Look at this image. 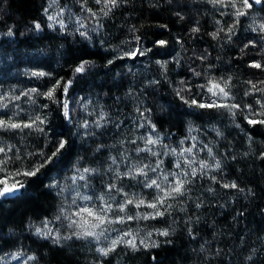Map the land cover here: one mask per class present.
I'll return each instance as SVG.
<instances>
[{
    "label": "snow or ice",
    "instance_id": "snow-or-ice-1",
    "mask_svg": "<svg viewBox=\"0 0 264 264\" xmlns=\"http://www.w3.org/2000/svg\"><path fill=\"white\" fill-rule=\"evenodd\" d=\"M161 12L182 29L173 38L178 52L155 33L149 41L152 28L169 29ZM6 15L0 8V58L10 61L9 69L17 57L8 49L18 37L47 34L64 43L35 50L46 59L23 75L38 86L5 89L0 78V264H51L53 254L75 256L81 246L87 264H112L121 254L162 264L156 250L175 247L178 234L197 245L189 249L194 264H264V223L245 235L209 216L231 208L220 215L231 214L236 226L255 204L264 221L257 204L264 202V186L242 182L244 169L235 167L243 164L253 175L259 168L264 180V0H43L30 19L9 24ZM117 21L124 37L118 44L106 32ZM89 45L103 50L99 60L109 70L133 61L114 75L120 95L111 87L103 99L70 93L78 75L97 66ZM61 60L72 78L51 67L56 61L62 69ZM160 91L193 118L181 120L179 139L161 131L173 114L170 103L152 99ZM233 131L239 142L229 139ZM69 154L67 174L49 175ZM34 183L56 201L52 215L33 211L18 224L6 219L5 202L21 199ZM23 233L35 250L23 243ZM66 264L80 262L69 257Z\"/></svg>",
    "mask_w": 264,
    "mask_h": 264
},
{
    "label": "trees",
    "instance_id": "trees-1",
    "mask_svg": "<svg viewBox=\"0 0 264 264\" xmlns=\"http://www.w3.org/2000/svg\"><path fill=\"white\" fill-rule=\"evenodd\" d=\"M43 0H9L8 5H4L2 0H0V8H6L7 15L5 19L8 20V23L11 24L14 21H18L20 18H31L37 15L38 9L41 5ZM160 22L161 23H169V29H161V28H152L149 32V41L153 38V34H157L159 38L168 39L170 41L169 51L171 52L173 48L176 51H180L179 47L176 46L173 42V38L182 31L179 24H172L169 19L168 12H161L160 13ZM119 21L114 23H108L106 32L111 34L114 43H119L124 37L118 31ZM118 38V39H117ZM69 42H71V38H69ZM45 43L53 44V51L55 50V45L59 43H64V41L56 40V41H49L47 39V34H44L41 39L36 38H25V37H18L17 43L13 45L12 49H8V54L17 57L16 66L9 69L7 67L8 61L6 58H0V72L6 74V78L0 77L3 79V87L6 89L10 85L11 86H19L23 87H35L38 86L37 82L34 80L29 82V79L23 75V72L26 69L33 68L39 62L45 61V56L39 55L35 52L37 49L43 48ZM148 43V41H146ZM207 41H198V47H205ZM13 49H18V52L13 51ZM88 52L94 53L91 58L96 59L98 61L97 66L93 68L87 74H79L78 78L74 81L73 89H70V93L77 98L79 96H85L88 92L93 93V99L95 98L96 94H99L103 99V93L108 91L111 87V90L114 94L120 95V92H117L116 87H112L113 78L116 72L126 71L123 65L131 66L133 61L130 59H125L123 64L121 62H117L114 68L111 70L104 68L102 66L103 62L99 60V53L103 50L97 47H92L91 45L88 46ZM27 52L28 54L25 55L24 53ZM231 55L235 56V53H231ZM88 58V57H86ZM157 58H167V57H157ZM143 58L137 59L135 61V68L134 71H137V75L139 76L144 70L141 68V63ZM63 64V60L60 61ZM51 67L55 68L60 75L65 76V78H72L73 73L70 71L69 66L67 64H63V68L61 69L60 65L57 64L56 61H51ZM235 64L232 65V69L235 70ZM242 71V68H241ZM19 73V74H17ZM82 90V91H81ZM23 99V98H22ZM156 104H171L172 107V114L173 119L169 122H165L161 127L162 132H166L171 130L174 134H176V138L179 139L180 136L184 134V130L181 128V120L186 119H193L192 117H185L181 115L177 109L175 100L173 97L168 94L166 91H160L156 94L155 97L152 98ZM109 104L113 103V101L108 100ZM226 122V121H225ZM197 124L205 123L202 121H196ZM59 130V129H58ZM195 134V133H194ZM232 136L237 137V141L239 142L240 137L238 132L233 131ZM257 140H260L261 137L257 136ZM15 143V140L12 141ZM79 141H77V145ZM80 151L78 147H74L72 152L75 153ZM73 156L71 154L67 155L63 162L57 166V168L53 169V171L49 174L52 176H57L60 172L67 174L69 168L71 167V161ZM235 167L243 168L244 169V176L241 177L242 182L247 183L248 179L251 178L253 182H258L262 186H264V180H261L259 177V168L256 170V175L252 174V171L245 167V165L240 164ZM21 182L27 183V179L24 177H17ZM40 181L43 183H48L47 176H41ZM261 207H264V202L257 201ZM56 201L50 195H45L40 188L39 183H34L28 188L21 199L14 201V202H5L4 204V214L6 219H10L14 223H19L21 218L27 214L29 216L32 215L33 211L40 213L41 215H48L51 216L55 210ZM240 204H237L236 207H240ZM221 212L231 213V208L228 209H214L209 213L210 218H214L217 221L218 227H225L228 226L230 230L234 229L236 232H243L247 235V229H256L261 223L262 218L257 211L256 205L250 206V212L247 215L246 219L240 221L239 225L234 226L232 224L231 214L226 216H221ZM18 231H20L18 229ZM201 231L206 233L207 229L201 228ZM26 235V233L22 234ZM207 238V237H206ZM23 243L32 247L35 250V245H32V242L27 239H23ZM197 245L194 243H190L189 239L186 235L178 234L176 237V246H168L167 248L156 250L158 252L159 258L162 260V264H194L195 257L192 256L191 252L189 251L190 248H194ZM71 257L74 260H78L80 264H87V261L90 259V256L87 253L86 246H81V251L76 253L75 256H72L71 251L68 253H62L59 255H52L51 264H66L67 259ZM182 257H186L182 259ZM148 257L145 255H136L134 258L125 259V257L121 254L116 256L112 264H148ZM9 264H14V262H9Z\"/></svg>",
    "mask_w": 264,
    "mask_h": 264
}]
</instances>
